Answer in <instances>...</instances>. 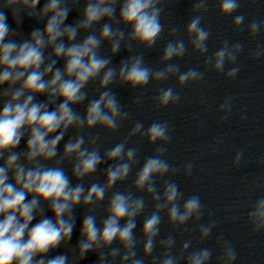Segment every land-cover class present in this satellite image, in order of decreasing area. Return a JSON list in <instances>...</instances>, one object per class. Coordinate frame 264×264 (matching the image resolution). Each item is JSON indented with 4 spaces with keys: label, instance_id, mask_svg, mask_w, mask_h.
<instances>
[{
    "label": "clouds",
    "instance_id": "1",
    "mask_svg": "<svg viewBox=\"0 0 264 264\" xmlns=\"http://www.w3.org/2000/svg\"><path fill=\"white\" fill-rule=\"evenodd\" d=\"M240 7L241 0H218L219 15L225 18ZM73 10L78 17L66 23ZM208 10L209 0H192V16L184 29L186 44L177 36L179 27L164 22L169 15L165 0H43L42 6L41 0H0V264H81L89 253L96 255L95 264H210L217 249L216 264H234L235 246L222 233L215 236V249L193 246L194 231L196 244H202L213 238L219 221L199 195L185 197L171 179L192 175L195 165L169 163L167 121L145 127L137 120L120 142L108 148L101 133L94 131L116 134L132 117L113 86L136 91L175 77L182 89L201 82L208 71L228 79L237 75L239 66L227 72L225 66L237 64L244 44L224 40L209 55L212 33L202 24ZM9 13L15 28L8 23ZM25 18L43 27L26 35L20 27ZM245 19L242 13L234 15L233 29L243 32L246 27L250 39L264 33V21L253 19L245 25ZM166 27L172 39L162 49L163 67L154 69L145 63V52L157 45ZM188 45L204 58L203 72L197 68L181 72V65L173 62L183 59ZM121 50L135 54L113 64ZM250 57H264V45L252 49ZM60 61L63 65L57 67ZM40 96L46 99L40 101ZM180 99L172 86L158 88L152 98L158 109ZM232 99L226 97L220 105L222 120L231 112ZM143 100L138 94L134 105L139 107ZM137 137L155 146L139 168L140 148L129 147ZM242 157L243 151L237 152L234 165ZM66 164L71 166L70 175ZM101 165L107 166L98 176ZM130 176V188L119 190L117 185ZM93 177L94 182L86 185ZM257 189H264V184L255 182L251 190ZM149 204L152 210L146 214ZM78 207L86 211L72 244ZM206 212L207 221L201 223ZM165 217L171 231L161 237ZM247 219L253 232H264V195L251 202ZM189 223L193 228L187 227ZM58 248L66 252L49 256Z\"/></svg>",
    "mask_w": 264,
    "mask_h": 264
}]
</instances>
